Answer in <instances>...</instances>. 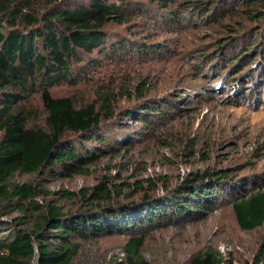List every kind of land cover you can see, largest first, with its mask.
<instances>
[{
    "label": "trees",
    "instance_id": "obj_1",
    "mask_svg": "<svg viewBox=\"0 0 264 264\" xmlns=\"http://www.w3.org/2000/svg\"><path fill=\"white\" fill-rule=\"evenodd\" d=\"M151 14L155 25L171 30L224 28L230 48L219 40L215 55L200 46L191 52L204 62L225 56L229 74L264 58V0H0V264H156L144 253L152 229L203 220L225 199L242 229L264 228V177L237 181L230 169L190 173L162 196L151 193L158 187L151 177L130 183L105 176L78 191L42 185L90 174L102 157L145 140L157 122L181 113L176 101L166 108L149 97L148 76L103 83L91 101L54 93L92 81L105 64L135 51L162 52L163 43L148 44L157 32L145 19ZM210 73L221 76L217 67ZM122 97L129 105L121 107ZM132 121L142 126L129 136ZM134 185L143 194L139 201L126 190ZM77 197L80 208L67 209L66 201ZM119 234L126 237L122 257L102 258L87 247ZM176 264L238 263L207 245ZM244 264H264V234Z\"/></svg>",
    "mask_w": 264,
    "mask_h": 264
},
{
    "label": "rangeland",
    "instance_id": "obj_2",
    "mask_svg": "<svg viewBox=\"0 0 264 264\" xmlns=\"http://www.w3.org/2000/svg\"><path fill=\"white\" fill-rule=\"evenodd\" d=\"M149 17L146 15L145 19H149L151 30L157 32L145 42L149 45L163 43L162 52L150 50L147 55L141 52L140 56L135 51L118 64H105L92 81L60 86L54 93L72 95L80 102L91 101L95 90L103 83L110 81L113 86H118L148 76L154 86L149 97L162 102L166 108L170 100L176 101L182 106L181 113L173 114L172 119L162 123L157 122L156 130L145 140L136 141L120 153L102 157L92 166L90 174L45 181L42 185L47 189L78 191L96 185L105 176L130 183L151 177L158 185L151 193L162 196L168 189L166 186L173 188L190 173L209 167L233 170L230 175L237 181H256L264 177V71L259 70L264 58L252 61L242 73L229 74L230 65H226L225 56L218 55L204 62V59L196 58L200 52L196 56L191 52L192 48L200 46L202 51H212L215 55L219 48L217 52L214 43L219 40H226L224 47L230 48L232 43L225 37L224 28L200 27L196 31L184 26L181 31L177 26H171V30L164 24L155 25L152 14ZM140 38L133 37L141 41ZM206 43L211 44L208 49ZM259 45L264 48L262 41ZM211 65L219 69L222 77L210 73ZM245 74L248 77H243ZM261 76L262 82H256ZM129 103L125 97L120 100L121 107ZM141 126L142 123L132 121L125 131L133 136ZM1 135L0 132V138ZM118 174L122 177H117ZM135 186L126 190L132 194L131 198L139 201L143 194L136 192ZM82 204L81 197L66 201L67 209L73 211ZM263 234V227L242 229L231 201L225 199L203 220L152 229L144 253L156 264H176L212 245L225 257H233L236 263L244 264L257 254ZM125 239L122 234L101 237L87 243V247L102 258H110L116 253L122 257L121 245Z\"/></svg>",
    "mask_w": 264,
    "mask_h": 264
}]
</instances>
